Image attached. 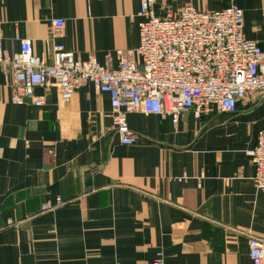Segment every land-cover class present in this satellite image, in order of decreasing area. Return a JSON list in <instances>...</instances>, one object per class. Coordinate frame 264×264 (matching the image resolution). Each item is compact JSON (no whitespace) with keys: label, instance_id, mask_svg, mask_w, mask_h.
Wrapping results in <instances>:
<instances>
[{"label":"crops","instance_id":"obj_1","mask_svg":"<svg viewBox=\"0 0 264 264\" xmlns=\"http://www.w3.org/2000/svg\"><path fill=\"white\" fill-rule=\"evenodd\" d=\"M231 5L264 52V0H156L154 12ZM138 12V0H0L1 47L17 53L28 39L50 64L51 21L60 18L66 51L116 69L115 52L138 46ZM11 84L0 68V264H252L264 194L245 151L264 129L263 95L233 114L186 110L176 125L130 114L137 141L122 146L108 94L86 85L63 101L53 86L36 88L44 106L35 108L13 104Z\"/></svg>","mask_w":264,"mask_h":264},{"label":"built area","instance_id":"obj_2","mask_svg":"<svg viewBox=\"0 0 264 264\" xmlns=\"http://www.w3.org/2000/svg\"><path fill=\"white\" fill-rule=\"evenodd\" d=\"M138 46L117 50L116 69L95 60H79L57 40L62 38L64 21H51V63L35 55L31 41H20L17 53L1 47L0 68L12 78L11 101L44 106L36 88L53 86L60 99L70 100L76 90L91 85L110 98L112 127L122 146H133L137 137L127 124L133 113L170 118L177 124L180 114L192 110L195 117L207 114L212 106L233 114L238 102L250 94L264 96V52L243 33V10L231 5L220 11H198L185 7L176 16L159 17L156 0H138ZM254 168L253 183L264 194V129L253 148L245 151ZM45 203L40 212L58 205ZM8 220L5 226L13 225ZM3 226L0 225V229ZM248 257L263 264L264 242L251 238ZM153 264H163L157 258Z\"/></svg>","mask_w":264,"mask_h":264}]
</instances>
